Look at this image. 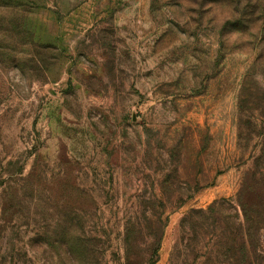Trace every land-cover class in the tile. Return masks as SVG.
<instances>
[{
    "label": "rangeland",
    "instance_id": "1",
    "mask_svg": "<svg viewBox=\"0 0 264 264\" xmlns=\"http://www.w3.org/2000/svg\"><path fill=\"white\" fill-rule=\"evenodd\" d=\"M11 2L0 264H264V0Z\"/></svg>",
    "mask_w": 264,
    "mask_h": 264
},
{
    "label": "trees",
    "instance_id": "2",
    "mask_svg": "<svg viewBox=\"0 0 264 264\" xmlns=\"http://www.w3.org/2000/svg\"><path fill=\"white\" fill-rule=\"evenodd\" d=\"M11 3H12L11 0H1L2 6H5V7H11ZM12 26H13L12 21H8L7 23L1 25V34H3L2 40L7 42V43H12V41H13V38H12L13 32H12V28H11ZM251 191H253V189L250 186L246 185V183H245L243 185V187L241 188V190L239 191L237 197H236V203L241 208L244 216H246V214L250 208V206L247 205V203H245V201H248L247 199H248V197H250L249 194L251 193ZM225 203H227L226 200H221V202H215L214 204H212L207 209V211L205 213V215L208 216L207 220L210 218V216L213 215V212H215L216 206L221 205V204H225ZM249 222L253 223L252 220Z\"/></svg>",
    "mask_w": 264,
    "mask_h": 264
}]
</instances>
